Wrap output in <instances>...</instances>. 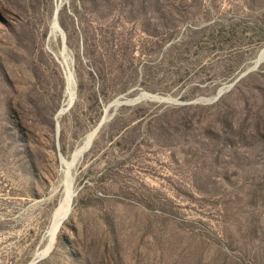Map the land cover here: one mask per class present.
<instances>
[{
  "label": "rangeland",
  "instance_id": "374dc122",
  "mask_svg": "<svg viewBox=\"0 0 264 264\" xmlns=\"http://www.w3.org/2000/svg\"><path fill=\"white\" fill-rule=\"evenodd\" d=\"M263 48L264 0H0V264L47 246L106 114L35 264H264Z\"/></svg>",
  "mask_w": 264,
  "mask_h": 264
},
{
  "label": "bare ground",
  "instance_id": "6f19581e",
  "mask_svg": "<svg viewBox=\"0 0 264 264\" xmlns=\"http://www.w3.org/2000/svg\"><path fill=\"white\" fill-rule=\"evenodd\" d=\"M52 30L53 32H58V25L56 23V19L54 17L53 20V26H52ZM65 45L63 42V52L61 54V60L60 61V65L63 69L64 72V77H65V82H66V104L65 106L59 111L62 112L66 107H68L71 102L74 99V80L72 78V74H71V70L69 68L68 65V61L65 55ZM264 60V48L259 52V55L257 57V61L254 64V67H256L260 61ZM221 93H223V90H221L219 92L218 95H220ZM144 98L145 100H157L158 102H162V101H166L169 99H164L158 96H154V95H150L147 93H142L140 94L139 98ZM218 97V96H217ZM215 99V98H214ZM134 101H129V102H135ZM128 102V101H127ZM121 103L119 101H116L112 104V106H119ZM107 113V110H106ZM103 119H108L107 118V114ZM99 128V126H98ZM98 128L93 130L91 133H89L82 145V147H80L79 149L75 150L76 152H74L72 154V157L70 160H66L65 158H63L62 156H59V162L61 165V172L63 175V183H62V187H64V195H63V199L60 203V205L58 206L57 209H55V211L53 212L52 215V219H51V223L50 226L47 230V235H48V244L45 248L42 249H38L34 255V257L44 253L47 249V247L50 244V241L52 239V237L54 236L55 232L57 231L62 219L64 218V216H66V214L68 213L70 206H71V201H72V197L74 196V194L76 193L75 191V173H74V169L76 167V164H78L81 160L82 157H80V154H83L84 150L90 145L94 135L96 133H98ZM97 135V134H96ZM33 257V258H34ZM32 258V259H33Z\"/></svg>",
  "mask_w": 264,
  "mask_h": 264
},
{
  "label": "water",
  "instance_id": "95a60500",
  "mask_svg": "<svg viewBox=\"0 0 264 264\" xmlns=\"http://www.w3.org/2000/svg\"><path fill=\"white\" fill-rule=\"evenodd\" d=\"M60 8H61V4H59V5L57 6V8H56V10H55V14H54V16H55L56 23H57V25H58V29H59L58 33H59L60 35L63 36V32H62V30H61V28H60V26H59V23H58V13H59ZM64 38H65V36H64ZM245 74H246V73H244V75H245ZM244 75H242V77H244ZM242 77H241V78H242ZM72 78H73V76H72ZM73 84L75 85L74 82H73ZM222 94H223V93H221L220 95H218V97H216L214 100H217ZM135 100H136V101L133 102V104H137V103H140V102H142V101H145V99H144L143 97H142V98H136ZM72 102H73V101H72ZM72 102H71V103H72ZM110 107H112V105H111ZM67 108H68V107H67ZM67 108L64 109L62 112H60V113L57 115V117L59 118V117H60V116H61V115L67 110ZM56 119H57V118H56ZM110 119H111V118H109V119H103L102 122H101L100 125H99L98 131H99V129H100L105 123H107ZM56 133H58V122H57V121H56ZM96 134H97V133H96ZM96 134L94 135V137H93V139H92L90 145L84 150L83 154H80V157H83V155H84V154H85V153L91 148L92 143H93V140H94L95 137H96ZM76 196H77V192H76V193L74 194V196L72 197V201H71L70 209H69L68 213L66 214V216H64V218L62 219V221H61V223H60V225H59L57 231L55 232L54 236L52 237V239H51V241H50V244H49V246L47 247L46 251H45L44 253H42V254H40V255L34 257V258H33L31 261H29L27 264H35V263L39 262L40 260L44 259L45 257H47V256L50 254V252L52 251V248H53L54 242H55V240H56V238H57L58 233L60 232V230H61L63 224L65 223V221L68 220V218L70 217V215H71V213H72L73 204H74V199L76 198Z\"/></svg>",
  "mask_w": 264,
  "mask_h": 264
}]
</instances>
